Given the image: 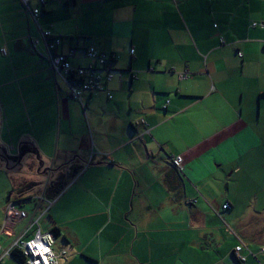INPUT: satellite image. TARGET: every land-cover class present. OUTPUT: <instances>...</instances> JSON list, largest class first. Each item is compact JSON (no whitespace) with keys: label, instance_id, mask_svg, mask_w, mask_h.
<instances>
[{"label":"crops","instance_id":"obj_1","mask_svg":"<svg viewBox=\"0 0 264 264\" xmlns=\"http://www.w3.org/2000/svg\"><path fill=\"white\" fill-rule=\"evenodd\" d=\"M106 1H49L37 21L20 0H10L0 99L10 98L16 84L23 97L30 83L31 115L57 124L35 126L31 118L32 127L9 130L6 149L18 140L19 155L28 139L38 151L39 176L64 174L67 186L50 210L45 202L23 201L41 190L18 194L17 208L28 217L10 227L13 237L0 235V258L40 207L36 216L49 210L40 229L61 231L56 251L67 255L60 264H264V0ZM93 8L98 17L113 13L110 23L104 19L106 31L86 34L89 45L67 43V19L78 12L96 17ZM46 31L64 39V53L86 45L117 55L107 86L112 100L86 94V111L70 97L51 72L45 43L33 45ZM27 49L19 77L30 81L6 82ZM71 62L91 63L81 51ZM4 121L0 112L2 149ZM242 244L246 262L234 255ZM2 264L21 263L5 255Z\"/></svg>","mask_w":264,"mask_h":264},{"label":"built area","instance_id":"obj_2","mask_svg":"<svg viewBox=\"0 0 264 264\" xmlns=\"http://www.w3.org/2000/svg\"><path fill=\"white\" fill-rule=\"evenodd\" d=\"M22 5L29 11L32 17L38 21V17L41 16L42 10L47 4V2H57V3H65L68 0H20ZM38 2L37 7L33 6V2ZM41 39L33 40V45L36 47L42 41L46 45L47 52L49 54L48 59L50 60L51 69L55 77H60L68 87L70 97L75 100H79L82 102V98L86 94H95V93H107L109 99H113L112 93L106 87L110 82L113 81L114 75L113 71L110 70V67L105 66L107 64V60L110 59L108 54L97 50L94 47L88 48L86 52H83L84 56L87 60L91 61V63L87 66H74L71 62V58L77 57V50L69 49L67 53H64L60 50L62 45V41L56 38H52L51 32H42ZM53 40V41H50ZM3 54L6 55V50L4 49ZM135 50H131V54L135 56ZM144 122V121H141ZM140 124V123H139ZM173 164L176 167H181L182 158L173 159ZM182 168V167H181ZM49 185H47L48 187ZM37 199H41V202L47 203L50 208L52 204L55 202L47 201L45 194ZM36 199V200H37ZM35 200V201H36ZM37 204L40 203L36 202ZM16 204H11L6 211V223L4 227L0 229V235H7L13 237L12 231L8 228V225L13 223L15 225L18 221H21L27 218L28 214L26 211H22L17 209ZM229 205H226L225 208H228ZM40 207H37L35 210V217L31 220V222L24 229L21 236H19L10 248L4 253L2 258H0V264H2L4 256L11 257V252L14 249H18L23 252V255L26 258L25 264H36V261H40V264H44V261L47 260V264H60V261L65 258L67 255V251L65 249L57 252L55 250L56 247V239L51 233H43L42 230L39 229V219L38 212L40 211ZM44 213H42L43 215ZM40 215V216H42ZM39 216V217H40ZM38 226V230L35 236L29 240L25 241V236L32 230L33 227ZM37 245H42L43 248H37ZM1 248V247H0ZM46 248L47 251L43 249ZM241 250V249H238ZM43 253V255H41ZM241 259L245 260V257H241Z\"/></svg>","mask_w":264,"mask_h":264},{"label":"rangeland","instance_id":"obj_3","mask_svg":"<svg viewBox=\"0 0 264 264\" xmlns=\"http://www.w3.org/2000/svg\"><path fill=\"white\" fill-rule=\"evenodd\" d=\"M6 1H7V3H6ZM106 2L112 3L110 0H107ZM4 3H6L7 5H5ZM9 3H10V0H0V40H2V39L4 40V37L8 38L12 34V32L7 31V29L9 27L8 24H10L12 22L13 18H11V19H8V18L5 19L4 18V16L7 14V10L12 11L14 9V6L12 4H9ZM59 4H61V3H59ZM74 11L75 10L72 9V12H74ZM92 11L95 13L96 17H92V18L89 16L88 17H85V16L82 17L81 15L79 16L80 12H78L77 17H79V18H77L76 13L74 12L75 14L71 15V19H67V21L65 22V27L71 33V35L65 37V40L67 41V43L71 42L75 46V45H77V43L84 44V42H87L89 45L91 43V37L85 36L86 34H93V35L95 34L96 35L98 33V31H101V32L106 31L108 26H107L106 22H104V19L106 21H108V23H110L111 18L113 16V13L111 11H108L102 17H98L96 9L93 8ZM11 16H13V14L10 13V17ZM72 17H75V18L72 19ZM5 25H6V29L4 27ZM21 32H22L21 27L19 26L18 27V34H19L18 36L21 35L20 34ZM26 36H28V34ZM96 37H98V36H96ZM69 48L70 47H68V49ZM74 48H77V47H74ZM30 55L31 54H29V51L27 49L24 56L22 58H19L18 56H20V53L18 52V56H16V63H15L16 67H15V69H12L11 71H9V73L6 75V77H5L6 82L18 80L21 82L20 83L21 85H24V83H27L30 81V78L23 79V78L19 77L21 70H23L25 68V67H23L21 69V62H23V61L27 62V59L30 58L29 57ZM18 65H20V69H18ZM17 69L19 70V73H18ZM25 73H30V71L26 70ZM64 86L67 87L66 85H64ZM26 89L28 91L25 93V95L23 97L20 98V97H18V84H16L15 88H13V86H11L10 89L8 90L7 94H9L10 98L0 99V112L3 115V118L5 120L4 123H6V127H7L5 135H4L5 136L4 138L7 142V145L5 146L4 150H7L6 148H8V146L11 147V145H9L10 143L8 142V140H10V138H11L9 136L10 135L9 130L11 129L14 131V134H18V127H22V128L29 127V126L32 127L33 125L31 124V118H32V121L35 124V126L53 127L55 124H57L56 119H54V123H52L49 120V118H47V117L44 118L43 120H40V122H36V119L31 115L30 110H29V109H31V99L29 96L32 95L30 83H28V85L26 86ZM4 95H5L4 92L0 93V96L4 97ZM83 112H84V109H83ZM87 113L89 114V111ZM0 144H1L0 146H2V148H3L4 143L2 141H0ZM18 145H19V143L17 140L13 143L12 148L10 149L11 153H14V154H11L9 149L7 150L10 157L13 158V157H15V154L16 155L18 154V150H17ZM37 159H38L37 156H33V155L32 156L31 155L25 156V159L22 162L24 169L21 170L19 173L18 172H15V173L9 172L7 170V166L5 164H3L2 161H0V210L6 205L8 208L11 204L13 205V203L14 204L18 203L17 201H14V199L17 198L18 194H19L18 193L19 191L17 188H19V183L22 180H18V179L21 177H25L29 182H34L37 184V187L34 189L36 191L35 194L41 190L40 195L34 197L35 199L38 197H41L44 194L45 195L47 194L48 189L51 188V186H52V184H50L47 187V183H50L49 179H52V177H48V174H49L48 172H47L48 174H46L44 172L43 174H41L39 176L38 170H37V166H38ZM233 184H234V181L231 184L232 187H234ZM35 194H32L31 196H35ZM19 195H21V194H19ZM9 196H11V198H13V201L10 199V201H8V204H7L6 201L9 198ZM19 197L22 198L23 196H19ZM40 201H41V199H37V202H40ZM26 208L28 209L29 206L27 205ZM1 223L2 222L0 220V226L2 225ZM12 224L13 223L8 225V228L10 230H11L10 227H12ZM2 238L4 239V237H2ZM56 249H58V245L55 247V250Z\"/></svg>","mask_w":264,"mask_h":264},{"label":"trees","instance_id":"obj_4","mask_svg":"<svg viewBox=\"0 0 264 264\" xmlns=\"http://www.w3.org/2000/svg\"><path fill=\"white\" fill-rule=\"evenodd\" d=\"M69 1V0H68ZM67 1V2H68ZM66 3V2H65ZM44 9V8H43ZM42 12H43V10H42ZM51 35H52V33H51ZM41 38H42V35H41ZM52 38H56V39H59L60 41H62V45L64 44V39H62V38H59V37H54L53 35H52ZM50 41H53V40H50ZM61 45V47H60V49H62V46ZM70 46V48L69 49H71V50H77V51H81V52H86L87 51V49L88 48H91V47H86V45H84V47L83 48H79V47H77V48H74L73 46H71V45H69ZM95 48V47H94ZM98 50V49H97ZM63 52V51H62ZM102 52V51H101ZM108 56L110 57V59L109 60H107V64L105 65V66H107V67H110L111 69L110 70H112L113 71V75H114V73H115V69L113 68V64H115L116 63V61L118 60V57H117V55L115 54V53H112V54H108ZM120 75V74H119ZM114 77H115V75H114ZM120 77H121V75H120ZM109 85V84H108ZM107 85V86H108ZM106 86V87H107ZM108 88V90L111 92V90L109 89V87H107ZM112 93V92H111ZM95 94H100V93H95ZM105 94H107V93H105ZM113 95V94H112ZM107 96H108V94H107ZM108 99H109V96H108ZM109 100H112V99H109ZM77 101H79V100H77ZM81 102V101H80ZM81 104H82V107L86 110V105L84 104V102H83V99H82V102H81ZM20 153H21V155L22 156H27V155H33V156H37L38 155V151L36 150V148L34 147V146H32V145H24V146H22V148L20 149ZM46 174H48V173H46ZM52 175V174H51ZM57 181V182H56ZM59 179L57 178V179H54V178H52L51 179V182L50 183H47V185H50V184H52V186H51V188H49L48 189V192H47V196L45 195V197H46V200L47 201H51V202H56V199L62 194V192H63V190H64V187H66L65 186V184H64V181L65 180H61V181H59ZM69 185V184H68ZM64 186V187H63ZM37 187V184L36 183H32V182H26V181H23V182H20L19 183V188H17L18 189V193L19 194H24V193H28V192H31V191H33V189H35ZM63 187V189H61ZM34 200H36L35 198H33V197H31V198H27V200L26 199H24L23 201H33L34 202ZM54 202V203H55ZM54 203L52 204V205H54ZM227 205H229V204H227ZM47 206V205H46ZM226 206V205H225ZM225 206H224V208H225ZM52 208V206L49 208V210ZM229 208V207H228ZM228 208H225V209H228ZM36 210V209H35ZM49 210H47V211H45L44 212V214L42 215V216H40L39 217V215H38V219H39V229L41 228V226H40V221L44 218V216L45 215H47L48 214V212H49ZM218 216H220V217H222L220 214H218ZM27 227V226H26ZM34 228V227H33ZM37 230H38V226H36L35 227ZM41 230V229H40ZM34 232V231H33ZM37 232V231H36ZM36 232L35 233H33V237L35 236V234H36ZM43 232V231H42ZM43 233H51L54 237H55V239H56V242H57V238L60 236V233H61V231L59 230V228L58 227H53L50 231H48V232H43ZM32 237V238H33ZM28 238V237H27ZM32 238H29L28 240H26L25 238H24V240L25 241H29V240H31ZM55 242V243H56ZM57 244V243H56ZM244 248H245V245L244 244H242V245H240V246H238L237 248H236V250H234V255H235V258L238 260V261H240V262H246L247 261V256L246 255H244L243 254V250H244ZM238 249H241V250H238ZM62 250V249H61ZM248 254L249 255H253L254 256V254L252 253V252H250V251H248ZM11 257L12 258H14L16 261H18V262H20L21 264H25V262H26V258H25V256L23 255V252H21V251H19L18 249H14L12 252H11ZM241 257H245V260H243V259H241Z\"/></svg>","mask_w":264,"mask_h":264},{"label":"water","instance_id":"obj_5","mask_svg":"<svg viewBox=\"0 0 264 264\" xmlns=\"http://www.w3.org/2000/svg\"><path fill=\"white\" fill-rule=\"evenodd\" d=\"M21 145H31V144L29 143L28 139H23L21 141V143H20V146ZM11 158L12 157H10L6 151L4 152L2 149H0V161L5 163V165L7 166V170H10V171L15 173L22 167L20 162H22L24 157L21 155V153L19 151V155H18L19 159H18V162H17L18 164L13 162V161H11ZM61 189H63V188H61ZM10 199H11V196H9V198L7 199L6 202L10 201ZM17 205H18V203H16V206Z\"/></svg>","mask_w":264,"mask_h":264},{"label":"flooded vegetation","instance_id":"obj_6","mask_svg":"<svg viewBox=\"0 0 264 264\" xmlns=\"http://www.w3.org/2000/svg\"><path fill=\"white\" fill-rule=\"evenodd\" d=\"M0 149H2V147L0 146ZM4 152L6 151V150H4V149H2ZM7 152V151H6ZM9 155V154H8ZM18 155L17 156H15V157H13V158H11V160L13 161V162H15V163H17L18 162ZM3 163V162H2ZM3 164H5V163H3ZM18 164V163H17ZM48 177H52V175H50V174H48ZM53 178V177H52ZM56 178H58L59 179V181H61V180H65V175L64 174H62L60 177H56ZM50 180V182H51V179H49Z\"/></svg>","mask_w":264,"mask_h":264},{"label":"snow or ice","instance_id":"obj_7","mask_svg":"<svg viewBox=\"0 0 264 264\" xmlns=\"http://www.w3.org/2000/svg\"><path fill=\"white\" fill-rule=\"evenodd\" d=\"M37 248H43V246H42V245H37ZM43 250H44V251H47L46 248H44ZM41 255H43V253H41ZM36 264H40V261H39V260L36 261ZM44 264H47V260L44 261Z\"/></svg>","mask_w":264,"mask_h":264}]
</instances>
